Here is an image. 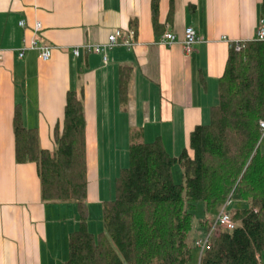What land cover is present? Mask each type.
<instances>
[{"label": "crops", "instance_id": "0c3cea01", "mask_svg": "<svg viewBox=\"0 0 264 264\" xmlns=\"http://www.w3.org/2000/svg\"><path fill=\"white\" fill-rule=\"evenodd\" d=\"M262 1L159 0L156 28L152 0H0V264H64L69 235L81 221L75 203L43 200L35 162L17 161L16 112L27 128L37 129L41 148L53 151L68 92L76 93L86 121L90 214L89 203L114 199L111 187L129 164L133 130L144 142L160 137L179 156L192 131L210 122L230 43L255 39ZM189 26L203 41L187 56L181 40ZM129 28L137 32L133 49L118 46L105 54L84 46ZM167 31L179 37L171 46L160 43ZM33 41L53 47L49 60L30 48L20 57ZM122 67L131 70L125 107ZM166 139H182L183 147L169 148Z\"/></svg>", "mask_w": 264, "mask_h": 264}, {"label": "trees", "instance_id": "16d2710c", "mask_svg": "<svg viewBox=\"0 0 264 264\" xmlns=\"http://www.w3.org/2000/svg\"><path fill=\"white\" fill-rule=\"evenodd\" d=\"M159 0H152L157 28ZM264 16V0L261 4ZM163 35V34H162ZM131 70H120L122 106L128 101ZM264 41H249L230 49L220 80L219 103L208 124L192 131L188 148L172 156L163 141H140L132 131L129 164L115 181V198L103 203L104 231L88 227V170L86 121L83 104L69 91L62 133L56 148H41L37 129L27 128L20 110L14 132L18 162H35L45 202H73L80 225L69 235V256L64 264H191L195 252L187 239L198 205L207 231L214 209L228 199L233 230L214 237L199 264H264ZM183 168V183H176L173 168ZM242 201V206H236Z\"/></svg>", "mask_w": 264, "mask_h": 264}, {"label": "built area", "instance_id": "2783aa9c", "mask_svg": "<svg viewBox=\"0 0 264 264\" xmlns=\"http://www.w3.org/2000/svg\"><path fill=\"white\" fill-rule=\"evenodd\" d=\"M21 26H25V22H20ZM42 25L40 22H37L35 25V29L39 31L41 29ZM225 40L227 37H223ZM179 40L178 35L171 31H167L163 33L160 39L161 44H165L167 46H171L172 44L176 43ZM256 41H264V17H261L257 30H256ZM203 41V37L191 26L187 27L184 31L183 38L181 40V43L184 48V53L187 56H190L194 50L195 46ZM231 47H233L235 50L240 51L246 44L245 41H237L230 43ZM138 45L137 40V32L133 28H129L127 30L123 29H117L112 34L109 35L108 40L106 43L103 44H87L84 45L85 48L89 52H95V53H107L108 51L112 50L115 47L118 46H126L130 49H133ZM36 49L39 51L40 57L43 60H49L52 56L53 47L50 45H38L35 41L32 42L30 46H25L21 49L20 57H23L25 54V51L27 49ZM74 53L76 55L79 54V49H74ZM107 60V56H105V61ZM260 127L262 130V134L264 136V120L260 122ZM231 204V200L228 199V201L224 204L223 208L217 215L216 219L213 220V223L211 227L201 236H199L195 241V247L198 248L200 251V257H199V263L201 261V258L204 254V252L210 248L212 245V241L214 237L220 235L222 230H233L236 228L237 223L232 219L231 212L229 209V206Z\"/></svg>", "mask_w": 264, "mask_h": 264}, {"label": "rangeland", "instance_id": "374dc122", "mask_svg": "<svg viewBox=\"0 0 264 264\" xmlns=\"http://www.w3.org/2000/svg\"><path fill=\"white\" fill-rule=\"evenodd\" d=\"M153 140H155V138L152 139V141ZM166 140H168L167 146L169 148H171L170 147L171 143L174 144V145L180 146L179 149L181 147H183L182 139H166ZM140 141L144 142V140H142V139ZM185 144H186V142H185ZM259 145H260V151L264 152V137L261 139ZM183 149L178 151L177 154L180 155L181 151H183ZM171 153L174 154V152H172V151H171ZM173 175H174V180H175L176 183H180L181 184V183L184 182L183 168H182V166L180 164H177L173 168ZM106 189H107V191H110V188L108 186H106ZM111 190L113 192V195H112L113 197L112 198H115V183L111 187ZM108 196H110V195H108ZM66 203H70V205H72L71 203H73V202H66ZM233 203H234V200L232 202V205L229 206L230 208H232L234 206ZM242 205H243L242 201H237L236 206L240 207ZM89 206L91 208L90 209V214H89V217H88V220H87L88 221L89 230L92 233L98 235V234H100L101 232L104 231L103 203H101V202L100 203H96V204L89 203ZM223 206H224V204H221V205L217 206L214 209L213 214H212V219L213 220L216 219L217 215L219 214V212L221 211ZM70 211H71L70 208L68 210H66V213H67V216H68L69 220H71V212ZM195 213H196V215H195V219H194V224H193L192 230L190 231L188 239H187V242H188L189 246H191L194 250H196L195 259L193 260V262L191 264H199L200 251L198 250V248L195 247V241L199 237V235L197 236V234H198L197 228H198V230L199 229L201 230L199 219H201L203 217V215H204V209H203V206L201 204L198 205V208H197ZM76 229H78V227Z\"/></svg>", "mask_w": 264, "mask_h": 264}]
</instances>
